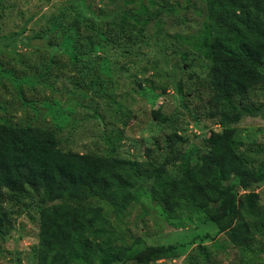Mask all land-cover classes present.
Here are the masks:
<instances>
[{
    "label": "rangeland",
    "instance_id": "374dc122",
    "mask_svg": "<svg viewBox=\"0 0 264 264\" xmlns=\"http://www.w3.org/2000/svg\"><path fill=\"white\" fill-rule=\"evenodd\" d=\"M130 1L0 0V118L56 130L64 148L78 153H104L107 138L121 137L123 159L161 162L173 152L192 165L213 132L235 129L234 148L260 176L254 189L264 204V91L246 101L254 112L223 116L225 100H215L210 87L212 64L183 41L202 28L203 0H156L157 6L143 0L152 13L161 5L178 11L159 12L144 38L129 27L123 37L111 23L139 8L141 0ZM87 19L101 33L81 36L71 29ZM157 110L166 122L154 118ZM149 191L150 183L141 182L137 202L107 208L121 241L142 240L126 261L114 264H140L136 254L163 245L178 246L180 256L151 264H264V237L235 247L194 210L170 222ZM3 207L9 223L0 228V264H38L37 210L13 209L8 202Z\"/></svg>",
    "mask_w": 264,
    "mask_h": 264
},
{
    "label": "trees",
    "instance_id": "16d2710c",
    "mask_svg": "<svg viewBox=\"0 0 264 264\" xmlns=\"http://www.w3.org/2000/svg\"><path fill=\"white\" fill-rule=\"evenodd\" d=\"M203 2L202 28L183 41L212 64L214 99L227 105L223 111L228 112L222 115L238 118L254 112L245 105L251 94L264 91V0ZM149 3L158 5L156 0ZM165 6H159V12H178ZM159 12H150L141 0L134 13L125 12L111 23L123 37L129 27L135 37L144 38ZM157 24L162 28L161 21ZM71 29L81 36L101 33L90 19L75 22ZM153 116L167 121L160 110ZM235 136V129L213 132L207 151L194 165L180 163L173 152L161 162H140L120 157L121 137L107 138L104 153H78L64 148L56 130L0 118V228L9 223L4 202L13 209L35 208L40 224L38 264L124 262L142 240L121 241L107 208L133 205L139 198L135 188L149 182L148 198L163 218L172 222L181 219L182 212L194 210L218 226V235L225 234L233 246H248L264 237V204L254 189L260 176L236 152ZM174 140L182 138L175 135ZM180 254L175 245L149 246L133 260L151 264Z\"/></svg>",
    "mask_w": 264,
    "mask_h": 264
}]
</instances>
